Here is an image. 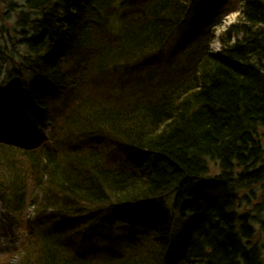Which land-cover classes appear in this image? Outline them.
I'll list each match as a JSON object with an SVG mask.
<instances>
[{
    "label": "trees",
    "instance_id": "obj_1",
    "mask_svg": "<svg viewBox=\"0 0 264 264\" xmlns=\"http://www.w3.org/2000/svg\"><path fill=\"white\" fill-rule=\"evenodd\" d=\"M1 1L0 115L42 131L0 144L1 264H264L225 216L264 217V0Z\"/></svg>",
    "mask_w": 264,
    "mask_h": 264
},
{
    "label": "rangeland",
    "instance_id": "obj_2",
    "mask_svg": "<svg viewBox=\"0 0 264 264\" xmlns=\"http://www.w3.org/2000/svg\"><path fill=\"white\" fill-rule=\"evenodd\" d=\"M16 1L19 3L22 0H16ZM21 3H19V4H21ZM5 11H6V7L2 3V1L0 0V47L5 46V45H9L10 43L13 44V47H15L16 42L19 40V36H17V34H15L11 30V27L7 24V22L2 20L1 17L3 15H5ZM237 18H238V13H234V14H231V15L225 17V19L223 20L224 21L223 22L224 28L220 27L219 31L215 32V41L212 43V45L210 47L212 52H214L215 54L220 52L221 44L219 46V44H218L219 40L218 39L221 37V35L223 33L222 30L228 29L231 25H234L237 22ZM188 20H189V18L187 19V21ZM12 23H13V21H10L11 25H12ZM178 38H180V37L178 35L177 36L175 35L174 39H175L176 43H178V40H177ZM233 41H234V39L231 40V42H233ZM4 67H5V65L2 64V66L0 68L3 70ZM36 135L37 136L40 135V132H38ZM13 136L16 137V139H14L11 136L9 129L7 131H1L0 132V138H4L3 140H7V141L17 140L18 142H24L25 139H28V136L26 135V130L23 129L22 127H15ZM17 141H14V142H17ZM263 188H264V183H263ZM262 192H264V190H262ZM257 193L259 194V191H257ZM243 210H244V207H243ZM3 212H4L3 206L0 204V257L2 256V254L6 253L7 248L12 247V242L10 241L11 239L8 237L7 232L9 233L13 230L14 231L17 230L16 229V221L11 220L10 217H8V216H5V213H3ZM256 217L261 219L262 213L257 214ZM20 228H21V226L18 227V229H20ZM253 242H254V244L258 243V244L262 245L264 248V234H262V238L260 235H258L257 237H254ZM12 264H16V260L14 258L12 259Z\"/></svg>",
    "mask_w": 264,
    "mask_h": 264
},
{
    "label": "bare ground",
    "instance_id": "obj_3",
    "mask_svg": "<svg viewBox=\"0 0 264 264\" xmlns=\"http://www.w3.org/2000/svg\"><path fill=\"white\" fill-rule=\"evenodd\" d=\"M192 6H193V4H191L190 5V8H189V10H190V18H189V20L188 21H186V22H195V20L196 19H198L199 17L200 18H202L203 16H204V14H202V12H195L194 10H193V8H192ZM100 11L102 12V13H109L110 14V9L108 8V6H105V8H104V6H102L101 7V9H100ZM188 15V16H189ZM223 22L224 21H222V23H221V25L219 26V28L220 27H222V28H224V26H223ZM183 22H181L180 24H182ZM237 23V22H236ZM235 23V24H236ZM232 26V25H231ZM230 26V27H231ZM229 27V28H230ZM135 28H137L136 27V25H135V27H134V29ZM219 28L217 29V31H219ZM225 30H227V29H225ZM224 29L222 30V32H224L225 31ZM216 31V32H217ZM88 36H89V34H88ZM217 37V36H216ZM91 39V38H90ZM218 39V38H217ZM175 39H173V41H174ZM59 41H61V39H59ZM93 41V44L94 45H96L97 44V42H98V40H92ZM62 42V41H61ZM218 44H219V46H220V42H218ZM82 44H80L79 46H81ZM212 45V44H211ZM211 45H210V47H211ZM221 47V50H220V52L219 53H217V54H215L214 52H212L211 51V49H210V52L212 53V54H215V55H220L221 53H222V50H223V47H222V45L220 46ZM238 200H237V203H236V205H235V207H233L232 205H228L227 207H229L227 210H226V212H225V216L226 217H228V216H231V215H233V214H235L236 216H238V217H236L235 218V230H236V233L237 234H239V237L241 236H243V234H241L240 233V230H241V228H243L242 227V223H244V222H248V223H250V224H252V225H249V227H250V233L254 236V237H257L258 235H260L261 236V238H262V234H264V217L262 218V221H260V224H259V222H253L252 221V216L251 215H242V213H244L243 211H242V203H243V200H242V198H240V197H238L237 198ZM234 200V199H233ZM251 209V211H252V208H250ZM204 212V211H203ZM202 212V213H203ZM202 213H201V215H202ZM196 214V213H195ZM198 214H196V216H197ZM179 225H181L180 223H179ZM179 225H175V227L173 228V232L171 233V244H170V246L171 245H173V246H169V248H170V250L169 251H174L175 250V248H177L176 246H175V243H174V240H175V231H177V229L179 228ZM244 229V228H243ZM241 234V235H240ZM240 237V238H241ZM258 245H260V244H258Z\"/></svg>",
    "mask_w": 264,
    "mask_h": 264
}]
</instances>
